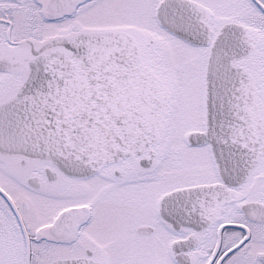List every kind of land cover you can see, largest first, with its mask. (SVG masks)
<instances>
[{
    "label": "snow or ice",
    "instance_id": "1",
    "mask_svg": "<svg viewBox=\"0 0 264 264\" xmlns=\"http://www.w3.org/2000/svg\"><path fill=\"white\" fill-rule=\"evenodd\" d=\"M0 264H264V0H0Z\"/></svg>",
    "mask_w": 264,
    "mask_h": 264
}]
</instances>
